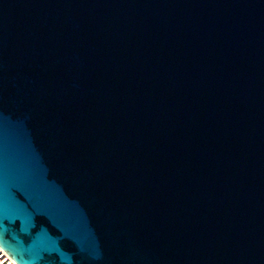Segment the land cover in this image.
<instances>
[{
  "label": "water",
  "instance_id": "95a60500",
  "mask_svg": "<svg viewBox=\"0 0 264 264\" xmlns=\"http://www.w3.org/2000/svg\"><path fill=\"white\" fill-rule=\"evenodd\" d=\"M0 239L264 264V0H0Z\"/></svg>",
  "mask_w": 264,
  "mask_h": 264
},
{
  "label": "built area",
  "instance_id": "2783aa9c",
  "mask_svg": "<svg viewBox=\"0 0 264 264\" xmlns=\"http://www.w3.org/2000/svg\"><path fill=\"white\" fill-rule=\"evenodd\" d=\"M0 264H18L5 249L0 247Z\"/></svg>",
  "mask_w": 264,
  "mask_h": 264
},
{
  "label": "snow or ice",
  "instance_id": "6c2138e0",
  "mask_svg": "<svg viewBox=\"0 0 264 264\" xmlns=\"http://www.w3.org/2000/svg\"><path fill=\"white\" fill-rule=\"evenodd\" d=\"M0 247H4L10 253L14 255V258L19 259V256L15 253V250L12 249L4 240L0 239Z\"/></svg>",
  "mask_w": 264,
  "mask_h": 264
}]
</instances>
